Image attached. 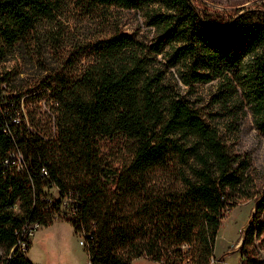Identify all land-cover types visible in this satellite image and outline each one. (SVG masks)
Masks as SVG:
<instances>
[{
  "label": "trees",
  "instance_id": "trees-1",
  "mask_svg": "<svg viewBox=\"0 0 264 264\" xmlns=\"http://www.w3.org/2000/svg\"><path fill=\"white\" fill-rule=\"evenodd\" d=\"M212 9L203 0H0V264H33L21 230L52 224L66 197L77 201L68 220L91 264L186 255L210 264L227 213L255 198L251 238L264 191L225 134L249 105L264 129V9L228 19ZM118 10L142 24L123 29ZM3 84L15 94L3 97ZM203 84L214 85L207 97L196 92ZM46 94L54 134L45 112L22 108ZM16 147L22 171L4 162Z\"/></svg>",
  "mask_w": 264,
  "mask_h": 264
},
{
  "label": "rangeland",
  "instance_id": "rangeland-1",
  "mask_svg": "<svg viewBox=\"0 0 264 264\" xmlns=\"http://www.w3.org/2000/svg\"><path fill=\"white\" fill-rule=\"evenodd\" d=\"M203 1L206 2L209 7L213 8L210 10L211 13H215L219 15V17H223L218 19H228L232 16L233 10L238 11L241 14L246 10L264 9V0ZM117 12L122 28L127 31L135 29L139 23L142 24V18L138 12L133 10H118ZM252 18L254 20H261L263 16H261L260 12L255 11V13L252 14ZM67 24L71 27V32H75V34H72L74 35L72 36V39L74 40L78 38L79 33L76 32L77 30L74 28V22L69 20L67 21ZM144 28L145 27L142 25L141 29L144 30ZM84 63H86L85 58L80 59V62L78 63L72 62L70 70L74 72L77 69V65H83ZM212 85L213 84L196 85V92L207 97L208 94L214 90V85ZM14 86L17 85L13 84L12 87ZM12 87L8 88L6 84H3L1 88L5 90L1 93L2 96L6 98L14 95L15 93L11 91ZM35 93H40V91ZM47 97L48 94L42 96L40 99H31L29 101L25 100L22 108L25 111L30 109L37 112H45L46 117L48 118L47 126L49 131L54 134V117L51 113L52 111L50 110V105L53 104V101H49L47 104ZM206 103L207 102H205V104ZM36 105L40 106L41 110H37L35 107ZM245 110L247 114L243 118V122L240 124L238 129H236L234 133L226 131L227 133L225 135L230 148L236 153L246 156L251 161L253 173L250 184L252 187L254 186V190L258 193L264 191V129L258 127L254 119V114L250 109V105L246 107ZM25 168L23 170H25ZM159 185L161 186L162 183L156 184V189H159ZM110 188L112 192L115 191V183H111ZM254 207L255 198H251L239 202V204L227 213L216 239L214 253L213 257L210 259V264H240L241 254L243 252L242 250L246 248V250L253 251L251 245L254 238L258 239L259 244L261 245L260 249H264L263 215L259 218V220L261 219L260 226L263 227L261 232L258 230L254 234L253 238H250L249 235L247 237L246 233L250 224L247 227L246 233L243 231V227L247 225L253 213ZM15 209L18 212L22 211L19 202L17 203ZM156 224L157 222L154 223V225ZM79 239L80 237L78 234H75L70 221L66 218H60L48 226L41 225L35 232L34 236L29 237V239L26 240L27 244L25 243L26 245L22 246L21 252L25 253L28 260H30L33 264H89L87 262L85 248L79 244ZM29 241H31V246L27 250ZM183 248L184 252L189 254V246H183ZM2 252L3 250L0 247V253ZM224 253L227 254L218 261V258ZM189 256L186 255V257H189V260L186 261L185 257L181 264H192V257L191 255ZM130 264L160 263L153 262L146 257H138L133 259Z\"/></svg>",
  "mask_w": 264,
  "mask_h": 264
},
{
  "label": "built area",
  "instance_id": "built-area-1",
  "mask_svg": "<svg viewBox=\"0 0 264 264\" xmlns=\"http://www.w3.org/2000/svg\"><path fill=\"white\" fill-rule=\"evenodd\" d=\"M13 123L17 124L19 123V117L12 118ZM6 167L13 165L16 170L22 171L26 167V163L24 160V157L22 153L19 151V149L16 147L12 149L6 159L4 160ZM42 174L46 175L47 171L43 170ZM71 194V192H68ZM51 198H47V201L51 202ZM78 209V204L75 199H72L70 197H66L63 201V204L61 205V212L55 213L53 216L54 221L58 220L60 218H66L71 219L76 215V211ZM262 217V216H261ZM261 220V219H260ZM259 218L254 224V232L251 236V238L254 237V234L259 230L261 221ZM40 224L37 222L29 223L27 222L24 227L21 230L20 238H25V241L21 242V248L22 246L26 245V240L29 239V237H33L35 232L39 229ZM79 244L83 246V248L87 247L86 243V237L85 235L81 234L79 235ZM21 240V239H20ZM26 243V244H25ZM259 241L257 238H254L252 241L251 248L253 251L243 249L241 254V262L240 264H264V249H260L261 245L259 246ZM89 259V258H88ZM91 264L90 260L88 262Z\"/></svg>",
  "mask_w": 264,
  "mask_h": 264
},
{
  "label": "water",
  "instance_id": "water-1",
  "mask_svg": "<svg viewBox=\"0 0 264 264\" xmlns=\"http://www.w3.org/2000/svg\"><path fill=\"white\" fill-rule=\"evenodd\" d=\"M255 209H256V206L254 207L253 213H252V215H251V217H250V219H249L247 225L243 227V231H244L245 233H246L247 227H248V225L250 224L251 219H252V217H253V215H254V213H255ZM240 244H241V243H240ZM223 256H224V255H222L221 257H219V258H218V261L221 260Z\"/></svg>",
  "mask_w": 264,
  "mask_h": 264
},
{
  "label": "crops",
  "instance_id": "crops-1",
  "mask_svg": "<svg viewBox=\"0 0 264 264\" xmlns=\"http://www.w3.org/2000/svg\"><path fill=\"white\" fill-rule=\"evenodd\" d=\"M87 262H89L88 256H87Z\"/></svg>",
  "mask_w": 264,
  "mask_h": 264
}]
</instances>
